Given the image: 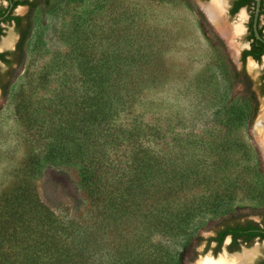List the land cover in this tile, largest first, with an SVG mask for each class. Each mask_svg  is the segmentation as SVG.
<instances>
[{
	"label": "rangeland",
	"instance_id": "rangeland-1",
	"mask_svg": "<svg viewBox=\"0 0 264 264\" xmlns=\"http://www.w3.org/2000/svg\"><path fill=\"white\" fill-rule=\"evenodd\" d=\"M49 5L34 13L24 61L14 68L8 96H0V216L8 212L13 198L23 195L24 200L45 205L60 220L84 224L95 221L80 183L76 164L80 160L53 156L42 159V153L53 146L59 105L76 103L82 94L77 64L70 52L72 32L78 28L84 47L94 59L118 54L124 63L132 64L139 44L147 45L148 53H152L148 69L144 75L139 74L145 84L134 93L133 105L124 117L126 121L134 119L136 126L144 129L132 146L139 152L164 151L163 167L173 163L177 174L189 171L192 176L195 170V176L206 177L208 184L206 189L203 184L173 187L167 205L179 206L194 195L223 193L229 181L241 179L248 190L237 182L239 190L235 191L231 214L241 219L251 214L248 219L260 222L264 212V158L254 127L264 109V97L259 98L258 113L248 122L250 105L241 85L232 80L226 61H235L233 54L227 49L221 51L213 41L216 32L208 19H198L195 0H50ZM15 42L16 35L10 28L0 45L8 49ZM263 69L264 57L260 63H246L252 79ZM117 145L115 152L107 148V154L112 160L123 161L125 143ZM229 146L234 148L224 153ZM36 159L39 169H29ZM251 194L257 195L255 200L250 199ZM156 204L153 197L150 206ZM151 210L144 206L129 222L119 224L111 249L117 251V264L133 248L131 243L138 242L135 236L142 224H149L154 214ZM218 220L212 215L200 217L186 228V234L171 238L153 233L150 242L185 261L194 238L212 235ZM201 249V245L195 248L201 254L191 264L211 259V250L203 253ZM224 250L226 244L217 258H222ZM246 250L255 253L254 258L264 255L262 243ZM243 253L233 257L241 258Z\"/></svg>",
	"mask_w": 264,
	"mask_h": 264
},
{
	"label": "trees",
	"instance_id": "trees-1",
	"mask_svg": "<svg viewBox=\"0 0 264 264\" xmlns=\"http://www.w3.org/2000/svg\"><path fill=\"white\" fill-rule=\"evenodd\" d=\"M49 1L46 0L42 7H49ZM193 7L198 19L204 22L201 13L194 5ZM33 9L35 12L38 10L37 4L31 6V10ZM32 29L33 20L28 23L26 32L21 36L12 59H7L8 55L5 53L0 54V61L8 67L7 81L1 83L0 78L2 98L8 96L12 86L16 73L12 66L15 64L20 67L24 61ZM137 38L140 39L141 35ZM70 46L77 64L82 94L76 103L59 105L53 146L42 153V159L45 161L53 156L57 159L74 157L80 160L76 163L80 183L96 216L95 221L84 224L72 219L60 220L36 200H24L23 195L13 198L8 212L5 211L4 216H0L3 221L0 222V264H117V251L111 249L117 239L119 224L129 222L132 216L143 211L147 205L152 208L153 217L148 220L149 224H142L141 231L135 236L138 242L131 243L133 248L119 264H183V259L177 253L152 244L151 235L157 233L171 238L184 235L188 232L186 228L195 224L200 217L210 215L219 218L216 224L218 227L241 224V218L231 213L235 191L239 190L237 182L239 181L242 189L248 190L243 180L229 181L223 193L216 191L208 196L194 195L179 206H168L167 201L171 195L169 191L173 187L186 188L188 185L203 184L202 188L206 189L207 178L195 176V170L193 176L189 171L177 174L175 167L171 165L173 163L163 167L166 155L164 151L148 149L139 152L137 150L140 149L133 148L135 138L144 129L136 126L134 119L126 121L124 117L134 93L145 84L144 78L139 77V74L144 75L150 59L152 60L148 46L138 45L132 64L124 63L122 55L118 54H99L94 59L84 47L82 33L78 28L72 32ZM263 53L264 47L260 44L259 49L244 52L243 57L251 56L258 61ZM231 69V77L239 81L240 74ZM243 78L248 82L246 74ZM246 86L247 96L253 101L255 98L250 91V84ZM118 142H124L123 150H127L123 161L112 160L107 154V148L111 152L117 150ZM233 148L227 147L224 153ZM133 158L136 161H132ZM37 160L32 161L28 168L39 169ZM111 169L114 174L108 173ZM261 176L264 187V172ZM256 196L251 194L250 199L255 200ZM153 197L157 204L150 206ZM237 227L235 236L241 230L240 226ZM230 233V227L218 233V241L221 242ZM260 234L264 238V233ZM194 239L202 241L203 238L197 236Z\"/></svg>",
	"mask_w": 264,
	"mask_h": 264
},
{
	"label": "flooded vegetation",
	"instance_id": "flooded-vegetation-1",
	"mask_svg": "<svg viewBox=\"0 0 264 264\" xmlns=\"http://www.w3.org/2000/svg\"><path fill=\"white\" fill-rule=\"evenodd\" d=\"M212 1L214 0H200V2L204 4V6L209 5ZM45 2L46 0H0V40L5 37L7 31L10 28L16 35V42L13 46H11L12 48L3 49V45H0V54H7V59L13 58V54H16L17 46L20 42L21 36L26 32L28 23L33 20L35 9L31 10V6L33 4H37V8L39 9ZM222 4V16L225 21V26L230 31H234L235 28L238 29V32L236 31V34L232 35L234 45H236L237 47L235 53L230 50L225 37L221 35L219 31L210 23L211 21L206 13H204L196 3V5L198 6V11L203 16L204 21H207V19H209V24L213 26V29L216 32V36L212 35L213 41L216 43V45L219 46L221 51L226 52L227 49L228 52H231V54H233V58L235 59V61L228 58L226 61L230 69L232 68L234 69V71L240 74L238 79L239 81H235L233 78L232 80L241 85L244 90V93L250 105V109H248V122H250L258 113L259 98L264 97V69L256 79H252L246 72V63L249 60L254 63H260L262 61V58L264 57V53L258 61L253 59V57L251 56L243 57V54L244 52L252 51L255 48L259 49L260 44L264 47V0L260 1L255 27L254 21L257 9V0H222ZM17 9H19V11H17ZM23 11L24 14L21 15L20 12ZM1 66H5V68L1 69ZM15 67L16 65L14 64L12 68ZM7 72L8 67L5 63L0 61L1 83H5L7 81ZM244 74L247 75L248 82L243 78ZM245 82L247 84H250V91L253 93L255 98L253 101L249 100L247 96V84ZM0 96H2L1 88ZM260 119H264V109L259 115L257 122H259ZM259 149L262 152L261 147H259ZM263 213L264 212H262V214L260 215V222H255L251 219H248V216H250L251 214H246L243 219L239 220L241 224H227L228 227H230L231 233L225 236L221 240V242L218 241L217 235L218 233L223 232L225 229H228V227L226 228L222 226H215L212 235L208 236L205 239L203 238L202 241L195 239L196 241L189 252V256L185 261L183 260V264H191L198 260L201 253H198L195 248L200 245L203 253L208 249L211 250V261H218L221 258H217L218 252L225 244L226 250H224V254L222 257H233L235 256L234 254L242 251L244 252L243 254H247L248 256L246 257V259H239L238 264H264V255L254 258L255 253L246 250V248L252 246L257 242L264 245V238L260 236V233H264ZM237 226H240L241 230L238 232L237 236H235V233H237L238 230ZM226 241L227 243H225Z\"/></svg>",
	"mask_w": 264,
	"mask_h": 264
},
{
	"label": "bare ground",
	"instance_id": "bare-ground-1",
	"mask_svg": "<svg viewBox=\"0 0 264 264\" xmlns=\"http://www.w3.org/2000/svg\"><path fill=\"white\" fill-rule=\"evenodd\" d=\"M222 0H214L209 5L203 6V10L210 19V23L219 31L221 35L225 37L226 42L229 45L230 50L235 53L237 50L236 45H234L232 35L236 34V31L238 32V29L235 28L234 31L228 30V28L225 26V21L222 16ZM256 129V135L258 139V143L261 144V150L264 154V119L259 120V122L255 125ZM248 255L244 254L241 258L246 259ZM240 257H233L232 259H227L226 257H222L217 262H210L209 261H203L201 264H238ZM240 258V259H241Z\"/></svg>",
	"mask_w": 264,
	"mask_h": 264
},
{
	"label": "water",
	"instance_id": "water-1",
	"mask_svg": "<svg viewBox=\"0 0 264 264\" xmlns=\"http://www.w3.org/2000/svg\"><path fill=\"white\" fill-rule=\"evenodd\" d=\"M260 1H261V0H257V9H256V14H255L254 27H255V24H256V18H257V15H258V10H259ZM195 3H197V5L200 7V9L204 12V10H203V6H204V4H202V3L200 2V0H195ZM204 13H205V12H204ZM208 20H209V19H208Z\"/></svg>",
	"mask_w": 264,
	"mask_h": 264
}]
</instances>
